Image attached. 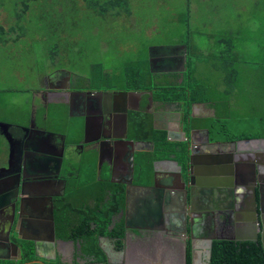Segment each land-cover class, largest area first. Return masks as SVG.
I'll use <instances>...</instances> for the list:
<instances>
[{
	"label": "crops",
	"instance_id": "crops-1",
	"mask_svg": "<svg viewBox=\"0 0 264 264\" xmlns=\"http://www.w3.org/2000/svg\"><path fill=\"white\" fill-rule=\"evenodd\" d=\"M179 43L173 44L179 46V48L157 54L161 56L159 59H161L162 66H168V69L163 71L173 72L176 70L174 76L167 80H159L162 83L168 81L169 87L174 90V95L182 89L181 85L187 61L192 60L189 57L191 52L187 47L191 45L188 42L184 43V41H179ZM209 43L214 44L216 42L210 40ZM181 47H184V50ZM146 58L149 71L148 55ZM150 59L153 67V55ZM197 61H199V57L196 56L195 62ZM124 62L122 64H125V67L131 65L128 61ZM190 65V78L187 85L190 89H202L196 97L205 99L193 100L192 103H180L177 100L165 101L167 103L159 104L160 108L155 109L153 116L150 115L151 118L148 114H144L149 127L152 128L153 126L152 129H154V126L155 129L157 127L159 136H163L164 142H162V145L165 147L161 148L162 150L156 149L158 142L156 139H152L150 134L141 137V133L135 132V135L129 136L130 139H135V142L131 140V145H127V142H119L124 143V145L111 144L112 153L106 152L107 155L106 153L100 154V151H98V155L96 149L100 138L103 141H107L108 138L116 139L124 132L122 112L127 105L123 100L126 97L133 98L134 103H136L141 97L149 96L147 89L129 88L126 79L123 91L117 94L108 91V96L104 93L102 97L100 95L95 97V99L108 97V103H94L97 112L95 108L89 111L84 106L83 113L77 112L73 114L74 116H71L68 114L67 106L64 103L62 105L61 103H34V99H32V103L28 104V114L24 122L21 119L10 120L7 117H0V122L8 124L7 130L13 137L18 138L23 134L21 127H28L24 137L25 142L23 144L14 142L16 145L13 146L15 152L10 151L8 141L0 133V165L6 166L8 160L17 164V167L23 166V171L32 172V177L26 180L28 182L27 190L20 203L21 209L28 206L30 211L24 213L18 209L20 211L17 212L19 213L18 217L15 219L17 216L15 214L13 219L16 229L15 231L12 230V226L9 229L8 242L13 241L21 247L27 244L34 245L35 255L33 253L32 257L34 256V258L42 261L45 260L47 264H68L72 257L76 255V244L78 242L73 231L70 232V226L75 227L84 214L96 213V208L102 207L104 204H110L111 199L107 198V194H101L99 191L100 182L98 179L99 174H97L99 167V171H103L105 173L104 177H109L111 183L123 184L120 185L122 197L118 202L117 211L111 216V222L108 225V228H111L114 222L121 220L123 226L122 247L116 248L113 239L108 237V258L106 262L103 260V264H182L186 245L189 247L187 235L191 223L188 220L200 221L203 219L201 214L203 215L207 211L203 208H194L193 211H190L189 208H192V205L187 206L188 202L185 203L186 195H181V179L184 176L182 171L189 168L191 177L194 175L197 185L200 186L208 185L206 180H209L211 182L215 181L214 186L224 187L218 182L227 180V177L229 180L233 178L227 174L217 173L216 168L211 172H205L201 157L209 150L205 147V140L209 132L202 129L194 132L190 131L188 135L187 130L202 127L195 126L199 123L209 124L213 127L210 126L211 138H217L215 137L217 136L215 121L210 120L212 116H217L219 121L238 131L239 129H235L234 121L230 122L227 119L231 114L234 116L242 113L236 112V110L245 111L249 105V103H246L243 107L242 103H237V92L241 90L239 87L242 83L241 76L239 80L237 78L232 79L230 81L232 83H209L206 79V73L214 72L212 67L209 66L208 69L202 71L200 67L193 69V63H190ZM122 67L119 70L120 75H123ZM110 72L115 71L110 70ZM137 74H139L138 70L136 71ZM228 86L232 87L230 89L232 94L229 93V96L224 99V95H221V93L226 87L229 90ZM149 90L151 91V89ZM191 92L192 90L187 89L186 94L190 95ZM152 94L150 93V96L153 100H160V98H154ZM113 99L120 100L121 103L115 106L112 103ZM189 104L192 110L191 113L204 118L202 123L196 122L197 118H194L195 116H192L191 113L189 114ZM231 104L233 106L230 107ZM107 107L110 110L113 109L108 110L107 113L105 110ZM1 108L3 106L0 103ZM46 110L48 112L49 110L52 112L61 110L62 115L59 117L51 112L50 123L44 124L42 117L45 116L47 119L48 114L44 115ZM247 113L245 111L242 116H247ZM57 117H59L58 121H56ZM102 118L103 120L106 119L105 125L96 122V120L99 121ZM111 122L112 126L110 125ZM242 124L249 125L257 133L249 137L264 139V135L261 134V132H264V115L258 116L253 123L245 122ZM100 128L104 131L101 136L98 135ZM235 131L231 132L235 133ZM83 133L86 134L85 137ZM182 134L187 137V140L185 138L183 141ZM228 135H231V133H228ZM226 138L233 139V137L228 136ZM245 138H239L238 142L244 144L247 148L255 145L264 149V140H260L259 143L240 141ZM220 139H222V136ZM187 143L189 145L186 148ZM222 146H219L217 155L225 157V164L233 165V152L235 153V151H232V144L225 142ZM105 147L106 150H109L108 144ZM57 148L59 153L62 152V154L60 163L57 164V174L52 179L48 177L47 173L51 171L50 167L56 155L47 152L46 149L53 151ZM207 154L208 156L214 155L212 151ZM98 158L99 163L97 162ZM217 165V162L211 164L212 167H217ZM260 166L264 169L263 163H260ZM130 167H132L131 174ZM38 173H40V176L36 175ZM126 178L130 182L124 184L122 179ZM109 185L111 186V184ZM187 187L185 186L186 191ZM45 193V196H50L51 199L54 198L53 196H63L62 199L57 200L55 212L52 210L53 240H51L49 213H42V208L46 210L42 199ZM2 203L3 201L0 200V205ZM182 211L185 212V234L178 231ZM74 212L76 214H73ZM1 223L5 226V220L0 218ZM93 226L94 224L90 222V227ZM72 230L74 229L72 228ZM6 231L1 232L0 229V236L3 237ZM20 237L24 239H20ZM3 240L0 239V264H24L25 261L20 259L22 250H18L5 240L2 242ZM195 248L194 259L200 262L203 255L202 245ZM123 252L124 254H122Z\"/></svg>",
	"mask_w": 264,
	"mask_h": 264
},
{
	"label": "rangeland",
	"instance_id": "rangeland-1",
	"mask_svg": "<svg viewBox=\"0 0 264 264\" xmlns=\"http://www.w3.org/2000/svg\"><path fill=\"white\" fill-rule=\"evenodd\" d=\"M126 1V11L100 15L83 0H0V24L14 29L0 34V117L24 122L45 71L65 69L85 81L99 65L115 71L119 86L124 61L140 70L149 46L179 41L191 45L190 63L202 71L233 47V64L244 73L237 103H249L248 123L264 115V0ZM235 129L245 139L257 134L246 124Z\"/></svg>",
	"mask_w": 264,
	"mask_h": 264
},
{
	"label": "flooded vegetation",
	"instance_id": "flooded-vegetation-1",
	"mask_svg": "<svg viewBox=\"0 0 264 264\" xmlns=\"http://www.w3.org/2000/svg\"><path fill=\"white\" fill-rule=\"evenodd\" d=\"M160 57H161L160 55L158 56L157 54H153V58H154L153 67L151 68V70L149 69L151 77H152V82L155 83V84L153 83L152 85L159 84L156 87H159L160 85H162L161 84L162 81H159L160 79L167 80L171 76H174V74L176 73V70L173 72L163 71L165 69H168V66H162L161 59H159ZM114 76H115V72L111 73L110 71L106 72V70H104V74H100V75L94 74V72H92V75H90L89 78L83 81L82 79L78 78L76 74L70 71H67L65 69L45 71L41 73L40 78L38 80L39 83L37 87L34 88L33 90L31 89L33 91L34 103H61V105L62 103H64L67 106L68 114L71 116H74L73 114L74 113L76 114L77 112L83 113L84 106L87 107V110L89 111L95 108V111L97 112V108L94 103H108V97L105 99H102V98L95 99L96 95H100V97H102L103 94L106 93L108 96V91H113L114 93L116 92L117 94L118 92L123 91L126 85L125 77H122L123 75H121L120 82H119V84L121 85L116 86L114 83H112ZM53 88H56V89H53ZM147 90H148V93H152V90L151 91L149 89ZM123 102H125L127 105L125 110H123L122 112V114L126 115V120H125L126 128L124 132H122V134L119 135V137L116 139L108 138L107 141H103L101 140L102 138H100L98 140L99 144H97L98 148L96 149L98 155H99L98 151H100V154L102 153L104 154L106 152L112 153V145H116V144L124 145V143H119V142H127V145L129 144L128 142L131 140L135 142V139H130L129 136L133 134L135 135V132L140 133L141 127L146 126L147 120L145 121L144 114L153 116L155 109L158 110L160 108L159 106L162 103H167L165 101L161 102L160 100L159 101L155 99L153 100L152 97L149 101L147 95H145L143 98L141 97L140 100H138L136 103H134L133 98H128V97H126V99L123 100ZM112 103L115 106H118L119 103H121V101L113 99ZM231 106L233 105L231 104L230 107ZM101 107H102V104H101ZM188 108H190V104L188 105ZM105 110L108 113V110L110 109H108L107 107L105 108ZM99 111H100V114H102L101 110ZM191 111L192 110L190 108L189 114L191 113ZM51 112L52 111L50 110L49 112L48 110L45 111L44 115L48 114V117L47 119L45 118V116L42 117L44 120V124L50 123L49 119L51 116ZM236 112L245 113V111H241V110H236ZM52 113L54 115L56 114L59 117L62 115L61 110L54 111ZM242 113L238 115H234V116H232L231 114V116L227 120H230V122L234 121L235 126L238 127L242 123H245L246 120L248 119L246 116L245 117L242 116ZM191 115L195 116L194 118H197L196 122H201V123L203 122L202 119L204 118H202V116L196 115L194 113H191ZM59 117H57L58 119L56 118V121L59 120ZM105 120L106 119L103 120L102 118L99 121L96 120V122L97 123L100 122L102 123L101 125H105L106 124ZM210 120L215 121V129H216L215 132L217 134V136L215 137L217 138H211L212 132H211L210 126L212 127V125H209V124L203 125L200 123L196 124L195 126H202V127L189 128L187 130L188 135L190 131L194 132L196 130H202V129H205L206 131H208L209 134H207V139L205 140V144H206L205 147L209 149L208 152L212 151L214 155L208 156L207 154L208 152H207L201 157V160L205 166V172L207 173L211 172L213 171L214 168H216L217 173L227 174L228 176L233 177V178L229 180V178L227 177V180L225 181L222 180L218 182V184L224 185V187L214 186L213 184H215V181L211 182L209 180H206L208 185L200 186V185H197L194 175L191 177L189 168H187L186 171L184 170L182 171L184 175L183 178L180 174V177L182 178V179L180 178L181 183L184 182V184L188 186L187 191L185 192V195H186L185 203L188 202L187 206L192 205L193 209L189 208L190 211L191 210L193 211L194 208H203L207 210L206 213H203V215L201 214V216H203V219H201L200 221H195L193 219L188 220V222L191 223L190 229H191V236H192V247L195 250L196 246L202 245V248H203L202 250L203 255H202V258L200 259V262L205 261V253L208 249L207 241L210 237L231 236V235H234L238 231V229L243 228L242 223L246 221V219H242V217H244L242 212L244 211L239 210V209L241 205L242 206L245 205V202L250 201L248 190H245V189L248 188L247 185L249 182V179L247 178L249 169L246 166L247 164L251 162L254 164V167L258 168V169H255V173H254L255 175V184H254L255 199L257 200L259 199V197H261L262 206L264 208V169L260 166V163H263L264 165V149H261L260 146H255V145L249 148L245 147L244 144L237 142L238 139L241 137L233 136L232 132L230 131L229 126H226L225 123L219 121L217 116H212ZM249 122L251 121L249 120ZM110 125L112 126V122ZM133 129L135 130L134 132H133ZM157 129L158 128L156 127L155 129V126H154V130H157ZM103 132L104 131L102 130V128H100L98 135L101 136L102 134H104ZM228 133L229 134L231 133V135H228ZM263 133L261 132L262 135H264ZM85 135L86 134L83 133L84 137ZM221 136H222V139H220ZM227 136L233 137V139L226 138ZM185 138L187 140V137L183 135V141ZM109 142H110V145H109ZM225 142L231 143L232 148H233L232 151H235V153L233 152V165L225 164L224 163L225 157L221 155L220 156L217 155L219 152L218 151L219 146L220 147L222 145L224 146ZM107 144H108L109 150H106L105 146ZM188 145L189 144L187 143L186 148L188 147ZM13 146H16V145L14 144ZM13 146L10 148V151L12 150L15 152L16 150ZM46 150L47 152L49 151L52 154L56 155L54 159H57V156H58L57 154L59 153L58 148L54 149L53 151L48 150V149ZM108 153L106 154L108 155ZM109 155L111 156V154ZM97 162L99 163V158L97 159ZM213 162H217L218 164L217 167L211 166ZM57 164L58 163H56V161L53 160L51 167H50L51 171L47 173L48 177L52 178L55 176V174H57ZM208 168H210V170H208ZM16 170H17V164L13 163L12 161H8V160L6 161L5 169L3 168L0 170V192L3 193V195H5L4 199L0 198V200L4 202L6 201L7 204L12 202V200L14 199V194H12L11 190L3 191L1 189L5 187L10 188L14 186ZM31 173L32 172L30 171H25V170L23 171L22 169V174H21V185H22L21 190L22 191L20 193L19 201H16L18 204V209L24 213H28L30 210H28V206H25L24 209H21L20 203L24 197L25 191L27 190L26 186L28 182H26V180L32 177ZM39 174L40 173L36 175H39ZM97 174H99L98 179L100 182L99 191L101 192V194L102 193L107 194L108 199H111L112 194L115 193L114 189H116L117 190L116 192L118 193L121 191L120 185L122 183H111L110 178L109 177L105 178L104 177L105 173L103 171L102 172L99 171V167H98ZM130 174H131V171H130ZM122 180H123L122 182H126L127 178L122 179ZM109 184H111V186ZM124 184H127V182ZM1 193H0V197H2ZM45 195L46 193L44 194V196H42L43 203H45V208H46V210L42 208V213L44 212V214H46L49 211L48 202H49V198H51L50 196H45ZM53 197L54 198L51 199V204H52V210L53 212H55L56 202L60 198L62 199L63 196H53ZM239 203H241V205ZM7 204L4 205L5 210H3L2 213L0 214V216L4 218L5 220V226L8 225V222L10 221L11 214H12L10 211V205H7ZM18 209L15 207L14 211H19ZM248 213L249 212L245 213V215L250 216V214ZM249 221L250 219L247 222ZM5 226H4V229H2V232L6 230ZM242 230L244 231V234H247L249 232V230L245 228ZM178 231L179 232L181 231L180 227ZM96 242H97L98 247L101 250V253L103 254V259H101V256L99 258L98 255L94 253L92 254L82 253L83 250H82V247H80L81 243L79 242V248H77L76 250V255L72 257V260H70L68 263L86 264L90 261L91 262L93 261L103 262V260L106 261L108 258V251H107L108 250V236L98 235L96 236ZM27 245L31 246L32 252L35 255L34 245H29V244ZM21 252L22 254H24L23 252L27 253L28 249L27 248L25 249V246H24ZM122 254H124V252ZM22 256L23 255H21L20 259L22 261L23 260L25 261L23 262L24 264H39V263L32 262L35 260H39L41 264H47L45 260L42 261L40 259H36L34 258V256L29 257V259H24L22 258ZM118 256H120V254H118Z\"/></svg>",
	"mask_w": 264,
	"mask_h": 264
},
{
	"label": "trees",
	"instance_id": "trees-1",
	"mask_svg": "<svg viewBox=\"0 0 264 264\" xmlns=\"http://www.w3.org/2000/svg\"><path fill=\"white\" fill-rule=\"evenodd\" d=\"M84 6L90 9H93L97 14L104 15L108 14H118L119 12L126 11L125 3L126 0H83ZM9 30H14L11 26ZM6 31L2 25L0 24V34L9 32ZM219 39H216V43H218ZM224 42L226 40L222 39ZM219 47V44H218ZM233 47L224 48L223 50H219L217 54H215V60L218 62L216 63L215 67L210 66L214 69V72L211 71L206 73V79L209 83H229L234 78L242 77L241 70L237 71L236 66L233 64L234 61V54H233ZM145 62L143 66V62L141 64L140 70L137 67H132L129 65L125 67V64H122V74L127 80L128 87L132 89H151L154 95V98H160L161 102L164 101H174L177 100L180 103H190L193 100H203L205 98L196 97L198 93L202 89H190L188 84V79L190 78L191 69L189 59L187 61L186 71L183 75L182 85L180 90H178L177 94H173V88L169 87L168 81L161 83L162 85L158 86L159 84L152 85L151 74L147 69L146 60H142ZM125 63V62H124ZM208 66V67H209ZM93 69L96 70L94 74H104V69L98 65H93ZM235 68V69H234ZM208 69V68H207ZM139 71V74L136 75V71ZM114 73V72H113ZM214 73V74H213ZM237 82V80H236ZM232 83V82H230ZM155 84V83H154ZM241 87V85L239 86ZM229 90L232 88L228 86ZM192 90L190 95L186 94V91ZM226 89L221 93L225 97L229 96V93L232 94V90L229 91ZM241 92L243 90H239L237 95L241 96ZM244 93H248L247 89H244ZM176 96V97H174ZM223 97V96H222ZM238 99V98H237ZM227 101V100H226ZM148 132V133H147ZM141 137H145L146 134H150L152 139H156L158 142L156 145V149L164 148L165 146L162 145L164 142L163 136H159V132L149 127L148 123L146 122V126L141 127L140 129ZM158 133V134H157ZM162 150V149H161ZM118 189V188H117ZM115 193L112 194L110 204H104L102 207H98L97 212L93 214H84L80 221L76 224L75 227L70 226V232L73 231L74 236L79 240L80 247L85 254H96L98 257L103 259V254L101 253L100 248L96 242V236L98 235H106L109 238L113 239L114 246L116 248H121V237L123 236V226L121 220L114 222V225L111 228H108V225L111 222V216L116 213L118 208V202L121 200V191L118 193L117 190L114 189ZM90 222L94 224L93 227H90ZM72 228L74 230H72ZM30 247V249H29ZM25 248L28 249V255L23 252L22 258L29 259L32 257L33 252L31 246L25 245ZM98 258V259H99ZM185 264H190V251L188 245H186L185 255H184ZM67 264V263H65ZM74 264V263H68ZM203 264H264V251L261 248L260 241L258 238L255 240H229V239H213L211 241L210 247V257L207 262Z\"/></svg>",
	"mask_w": 264,
	"mask_h": 264
},
{
	"label": "water",
	"instance_id": "water-1",
	"mask_svg": "<svg viewBox=\"0 0 264 264\" xmlns=\"http://www.w3.org/2000/svg\"><path fill=\"white\" fill-rule=\"evenodd\" d=\"M176 48H179V46H176V45H160V46H149L147 48V55H148V66H149V69L151 70V65H152V60L150 59L151 56L153 54H163L165 52H169L173 49H176ZM181 49L184 50V47H181ZM98 96V95H96ZM151 99V96H150V93H149V96H148V100L150 101ZM126 115L123 114V129L125 130L126 128ZM7 126L8 124L6 123H3V122H0V133L2 134V136L6 139V141H8L9 143V146L10 148L15 144L14 142H16L17 144H23L25 142V133H26V130L28 127H21L22 131H23V134L20 135L18 138L16 137H13V135L7 130ZM260 140H264V139H260V138H252V139H242L240 141H252V142H258ZM238 142V141H237ZM129 144H132L131 141H129ZM62 152L58 153L57 155V159H54V161H56V163H60V156H61ZM1 161V160H0ZM23 164V162H22ZM6 166L4 165H0V170L1 169H5ZM248 169H249V172H248V179H249V182H248V188L245 189V190H248V193H249V196H250V201L248 202H245V205H241V203H239L241 205L240 209L239 210H242L244 211L245 213L249 212L248 214H250V216L248 215H245L244 212L243 213V216L242 219H246V221H244L242 223L243 225V228L241 229H238V231L234 234V235H231V236H222V237H210L207 241V251L205 253V261L203 262H197L195 261L194 259V248L192 247V236H191V229L188 230V235H187V238L189 239V251H190V264H203L204 262H207L209 260V257H210V247H211V241L213 239H229V240H235V241H241V240H255L256 238L259 239L260 241V245H261V248L262 250L264 251V208L262 206V199L261 197H259V199H255V189H254V184H255V169H258L256 167H254V164L251 162L249 164H247L246 166ZM131 168L130 167V171H131ZM22 169H23V166H18L17 167V170H16V174H15V180H14V186L13 187H5L1 190L3 191H6V190H11L12 191V194H14V199L12 200L11 203L7 204V202L5 203L3 201V203L0 205V214L2 213L4 209V205H10V211H11V218H10V221L8 222V225L5 226V230L6 233H4L5 235L2 237L0 236V239H4L5 242H8L9 241V229L11 228L12 226V230L15 231L16 227L14 226V223H13V219H14V214L16 213V217L15 219L18 217V214L17 212L19 211H14V208L16 207L17 205V209H18V204L16 201H19V197H20V193H21V174H22ZM127 183L130 182V180H127L126 181ZM124 182V183H126ZM184 186H187L186 184H184V182H182V194L181 195H184L186 190H185V187ZM1 193V192H0ZM1 196L0 198H3L5 197V195H3V193H1ZM7 197V196H6ZM5 203V204H4ZM48 205H49V224H50V232H51V240H53V213H52V204H51V198H49V202H48ZM248 216V217H247ZM0 218L2 220H4V218H2L0 216ZM250 219L249 222H247L248 220ZM180 222V230H181V233L185 234V226H184V223H185V212H181V219L179 220ZM3 226V223L0 224V229H1V232H2V229H4V226ZM125 226H126V223H125ZM248 229L249 232L247 234H244V231L242 229ZM241 230V231H239ZM241 232V233H240ZM17 237V236H16ZM20 239H24L23 237H20ZM4 240L2 242H4ZM8 243H11L15 248H17L18 250H22L23 247H21L20 245L16 244L15 242L11 241V242H8ZM77 248H79V243L77 242L76 244ZM84 253V251L82 252ZM85 254V253H84ZM184 255L185 253H183V258H184ZM79 256V254H78ZM34 263H40L39 260H35V261H32ZM106 262V261H105ZM78 264H82V263H78ZM86 264H103L102 261H93V262H88ZM182 264H185V261L183 259V262Z\"/></svg>",
	"mask_w": 264,
	"mask_h": 264
}]
</instances>
